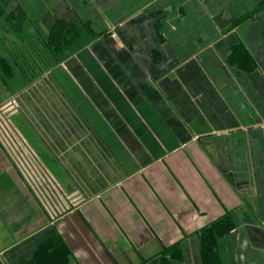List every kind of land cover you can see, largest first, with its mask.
<instances>
[{
    "label": "crops",
    "instance_id": "obj_1",
    "mask_svg": "<svg viewBox=\"0 0 264 264\" xmlns=\"http://www.w3.org/2000/svg\"><path fill=\"white\" fill-rule=\"evenodd\" d=\"M1 8L0 57L58 20L91 38L30 82L0 76V264H36L55 235L69 264H204L225 215L220 263L264 264V0Z\"/></svg>",
    "mask_w": 264,
    "mask_h": 264
},
{
    "label": "trees",
    "instance_id": "obj_2",
    "mask_svg": "<svg viewBox=\"0 0 264 264\" xmlns=\"http://www.w3.org/2000/svg\"><path fill=\"white\" fill-rule=\"evenodd\" d=\"M0 18L4 9L1 8ZM5 19L9 20L15 32L20 31L18 25L30 22L24 11H8ZM84 25L80 22H67L58 20L52 30L45 35L37 34L30 38L29 43L22 48H16L11 58L0 57V76L4 83L14 72H19L24 81L30 82L43 71H46L57 62L64 59L68 54L77 50L91 38V34L83 40ZM12 84V83H11ZM233 227L229 216L225 215L216 219L201 230V254L204 264H221L217 251V237ZM41 248H49L48 256H40L36 264H69L67 257L71 250L61 235H55ZM42 253V252H41ZM44 253V252H43ZM163 253L165 251L163 250ZM46 254V255H47ZM51 257L54 258L51 259Z\"/></svg>",
    "mask_w": 264,
    "mask_h": 264
},
{
    "label": "built area",
    "instance_id": "obj_3",
    "mask_svg": "<svg viewBox=\"0 0 264 264\" xmlns=\"http://www.w3.org/2000/svg\"><path fill=\"white\" fill-rule=\"evenodd\" d=\"M111 34L113 37L118 38L117 32L115 30H113ZM11 100L13 103H17L16 98L12 97Z\"/></svg>",
    "mask_w": 264,
    "mask_h": 264
},
{
    "label": "rangeland",
    "instance_id": "obj_4",
    "mask_svg": "<svg viewBox=\"0 0 264 264\" xmlns=\"http://www.w3.org/2000/svg\"><path fill=\"white\" fill-rule=\"evenodd\" d=\"M6 12H8V11H6ZM1 19H4V18H1ZM3 37H4V36H3ZM6 41H7V42H10V39H8V38H7V40H6ZM0 51H1V50H0Z\"/></svg>",
    "mask_w": 264,
    "mask_h": 264
}]
</instances>
